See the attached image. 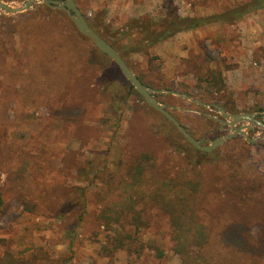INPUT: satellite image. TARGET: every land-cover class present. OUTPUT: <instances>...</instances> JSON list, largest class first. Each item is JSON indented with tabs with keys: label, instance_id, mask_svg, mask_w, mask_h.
<instances>
[{
	"label": "rangeland",
	"instance_id": "1",
	"mask_svg": "<svg viewBox=\"0 0 264 264\" xmlns=\"http://www.w3.org/2000/svg\"><path fill=\"white\" fill-rule=\"evenodd\" d=\"M241 1L75 0L105 38L119 36L131 19L159 18L166 5L181 16H204ZM59 10L36 2L26 11H0V255L8 251L17 264H264V183L261 207L254 190L244 197L238 192L254 180L264 182V138L249 143L236 134L212 157L182 146L177 129L123 78L103 90L101 68L114 61ZM206 25L181 31L201 33L171 47L163 46L178 33L128 54V66L151 87L203 97L229 113L264 115V95L247 83L225 76L223 92L197 87L206 86L198 77L204 79L208 69L232 66ZM36 27L48 32L35 35ZM88 54L93 65L85 62ZM155 97L204 143L230 132L197 112L221 117L214 110L170 93ZM143 152L153 159L136 175L131 166ZM187 179L199 183L192 231L200 227L207 240L187 244L191 257L183 262L174 250V225L153 193L164 182ZM234 222L236 241L225 235Z\"/></svg>",
	"mask_w": 264,
	"mask_h": 264
},
{
	"label": "trees",
	"instance_id": "2",
	"mask_svg": "<svg viewBox=\"0 0 264 264\" xmlns=\"http://www.w3.org/2000/svg\"><path fill=\"white\" fill-rule=\"evenodd\" d=\"M44 6L47 9L51 10L50 7L46 5ZM263 7H264V0H244L237 4L227 6L220 11L213 12L211 14H207L204 16H181L178 14L176 6L166 5L164 13L159 18L154 19L149 16L148 17L144 16L141 18L131 19L127 22L126 29L122 30L119 36L111 32V34H109L110 35L109 38H105V37L104 38L108 42H110L112 46H114V48L120 53L122 58L125 60V62L129 65L126 56L130 53L144 51L149 47L161 41H164L181 31L196 29L205 24L218 23V22L234 23L236 21L241 20L248 14ZM59 11L64 15H66L64 11L62 10ZM89 24L98 32L97 27L99 26V24L97 22L89 21ZM52 29L53 28L50 29V33ZM47 32L48 30L46 27H42L41 29L40 27H36L35 35L44 36L42 34ZM53 32L55 33L54 29ZM54 41L56 42L55 39ZM56 58L57 57L55 56L54 59ZM77 59H79V57ZM85 62L91 65L94 64L93 58L89 54L85 57ZM62 66L63 65L61 64V67ZM101 77L103 81L102 88L105 91L112 90L113 89L111 86L112 83L116 82V80H119V78L121 79L123 78L126 84L128 85L129 89H133L132 85L121 74L120 69L116 64H113L110 67H102ZM137 77L141 80L139 75H137ZM202 80H204L206 86H200L199 84H197V87L201 92L206 91L207 93L210 92L218 93V92H223L225 89V78L223 76L222 71L219 69H208L204 79L202 77H198V81H202ZM62 94H63V90H62ZM200 99L202 101H205L203 97H200ZM162 116L165 117L164 115ZM165 119L169 121L166 117ZM171 125L174 129H176L172 123ZM179 134L182 136L181 133ZM181 144L182 146L190 148L204 156L212 157L213 155L216 156L218 155L219 149H213L210 152L202 151L189 144L185 138H184V142H182ZM152 159L153 156L149 153L143 152L139 154L138 156H136L135 160L133 161V164L131 166V171L133 170L132 172L136 173V175H140L141 172L145 169V165L149 163V160ZM263 183L264 182L254 180V186L252 183L251 185L248 186L247 189L246 188L243 189L239 187L238 192L241 194L240 196L244 197L248 195L246 193L247 191L249 192V189L252 191L254 190L253 191L254 197L256 198L257 196H259L258 199H256L254 202L257 204V206L261 207L260 196L261 194H263L262 191ZM163 184L164 185L162 186L161 189L153 193V197L159 203L160 208L170 216L171 222L174 225V230H175V233L173 234V239L176 242L174 246V250L180 254L184 262L189 260L191 257L189 250L186 248L187 244H197L201 246L207 240L206 238L207 235H205V233L201 230L200 227L195 229V231H192L193 226L195 225L198 226V224L192 222L191 217L193 215L190 214V212L192 211V204L194 203V194L198 190L199 183L192 179H187L183 182L170 183L174 187L170 186L166 182H164ZM63 208H61L60 211L58 212H64L67 210ZM2 211H4V207H3V199L0 195V213ZM109 218L110 216L109 217L107 216V219ZM234 225L235 228L231 229L225 235L226 237L236 241L237 237L239 236V223L234 222ZM118 243L121 247L124 246V242L121 239H118ZM157 251L159 254L162 253L158 249ZM17 263H19V260L15 259L14 256L8 251L3 256L0 255V264H17Z\"/></svg>",
	"mask_w": 264,
	"mask_h": 264
},
{
	"label": "water",
	"instance_id": "3",
	"mask_svg": "<svg viewBox=\"0 0 264 264\" xmlns=\"http://www.w3.org/2000/svg\"><path fill=\"white\" fill-rule=\"evenodd\" d=\"M36 2L42 3L51 8L64 11L66 16L73 22L77 30L82 35L88 37L98 50L109 56L114 61V63L120 69L121 74L132 85L135 91L144 98L146 103L150 107L164 115L175 126L178 132L182 134L186 141L195 148L210 152L236 134L243 135L245 137V140L249 143H254L258 138H264V115H262L261 111L229 113L219 104L196 100L190 95L180 91L172 89H159L144 84L137 77L135 72L128 66V64L122 58L120 53L114 48V46H112L110 42L102 37L89 24V20L77 6L75 0H23L17 5H13L10 2L0 0V11H4L9 14L18 13L30 9ZM156 93H170L180 97H184L200 106H203L204 108L220 113L221 117H217L207 112L197 110V112L219 121L220 129H222L224 126H229L230 132L224 135L216 136L211 140H206L207 143H204L203 139L194 137L188 131V129L178 121V119L168 110L166 104L161 103L156 99ZM253 128L261 129L254 137L248 134V130H251Z\"/></svg>",
	"mask_w": 264,
	"mask_h": 264
},
{
	"label": "crops",
	"instance_id": "4",
	"mask_svg": "<svg viewBox=\"0 0 264 264\" xmlns=\"http://www.w3.org/2000/svg\"><path fill=\"white\" fill-rule=\"evenodd\" d=\"M208 28L212 30L209 35L215 41L220 54L232 65L225 67L223 76L236 85L247 83L256 93L264 95V7L234 23H210ZM193 33L200 34L201 31L197 29L178 33L174 42L165 41L163 47H171L179 38Z\"/></svg>",
	"mask_w": 264,
	"mask_h": 264
},
{
	"label": "flooded vegetation",
	"instance_id": "5",
	"mask_svg": "<svg viewBox=\"0 0 264 264\" xmlns=\"http://www.w3.org/2000/svg\"><path fill=\"white\" fill-rule=\"evenodd\" d=\"M213 119V118H212ZM213 120H215V119H213ZM216 122H218L219 123V126H220V122L219 121H217V120H215ZM218 126V130H220V127ZM224 128V127H223Z\"/></svg>",
	"mask_w": 264,
	"mask_h": 264
},
{
	"label": "built area",
	"instance_id": "6",
	"mask_svg": "<svg viewBox=\"0 0 264 264\" xmlns=\"http://www.w3.org/2000/svg\"><path fill=\"white\" fill-rule=\"evenodd\" d=\"M87 17V16H86Z\"/></svg>",
	"mask_w": 264,
	"mask_h": 264
}]
</instances>
